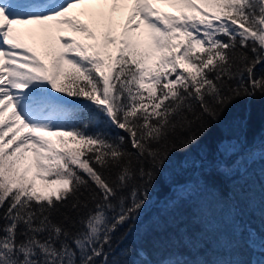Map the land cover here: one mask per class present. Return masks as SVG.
Segmentation results:
<instances>
[{
  "label": "snow or ice",
  "instance_id": "6c2138e0",
  "mask_svg": "<svg viewBox=\"0 0 264 264\" xmlns=\"http://www.w3.org/2000/svg\"><path fill=\"white\" fill-rule=\"evenodd\" d=\"M261 69L264 0H0V264H110L160 188L154 247L192 239L195 194L264 159L235 114Z\"/></svg>",
  "mask_w": 264,
  "mask_h": 264
},
{
  "label": "trees",
  "instance_id": "16d2710c",
  "mask_svg": "<svg viewBox=\"0 0 264 264\" xmlns=\"http://www.w3.org/2000/svg\"><path fill=\"white\" fill-rule=\"evenodd\" d=\"M235 114L247 120L245 134L249 141L259 144L264 136V98L239 103ZM230 131L235 134L239 130ZM210 145L211 141H206L197 151L207 150ZM223 185L228 199H219L210 191L195 194L192 212L196 214V222L191 224V213L184 221L190 225L193 238L177 241L161 251L154 247L159 234L153 228L163 199V188L158 189L152 194L153 202L142 213L135 231L125 238L122 229L114 235L111 249L106 246L110 264L112 261L131 264L138 258L135 252L141 249L148 253L149 259L162 264H264V243L261 242L264 240V159L260 153L237 161ZM244 226L257 238L251 247L235 242L234 231L239 232ZM125 250H130L132 255H125Z\"/></svg>",
  "mask_w": 264,
  "mask_h": 264
},
{
  "label": "rangeland",
  "instance_id": "374dc122",
  "mask_svg": "<svg viewBox=\"0 0 264 264\" xmlns=\"http://www.w3.org/2000/svg\"><path fill=\"white\" fill-rule=\"evenodd\" d=\"M93 7L97 8V9L104 8V10L107 11V7H110V6L94 5ZM157 7H159L162 11L174 13V9H172L171 7H169L167 5H157ZM79 12H80L79 8L74 10V14H77ZM125 15H126V13H124V12H117L116 14H114V19L122 23ZM80 18L85 19V17H80ZM21 31H25V30L22 29ZM38 183H40V182L38 181Z\"/></svg>",
  "mask_w": 264,
  "mask_h": 264
}]
</instances>
